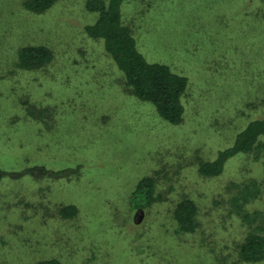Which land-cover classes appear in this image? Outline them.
Listing matches in <instances>:
<instances>
[{
	"label": "rangeland",
	"instance_id": "rangeland-1",
	"mask_svg": "<svg viewBox=\"0 0 264 264\" xmlns=\"http://www.w3.org/2000/svg\"><path fill=\"white\" fill-rule=\"evenodd\" d=\"M85 1L58 0L35 15L24 0H0V169L82 165L70 180L1 181L0 264H248L238 251L264 224V140L219 177L197 168L264 116V4L124 0L148 60L189 81L183 121L173 126L124 91L102 44L83 34L94 21ZM29 44L53 50L45 69L16 68L17 50ZM143 177L154 180L157 200L135 212L129 195ZM253 181L259 195L245 205V221L226 188ZM185 198L197 208L192 234L173 219ZM70 205L76 214L62 218Z\"/></svg>",
	"mask_w": 264,
	"mask_h": 264
},
{
	"label": "trees",
	"instance_id": "trees-1",
	"mask_svg": "<svg viewBox=\"0 0 264 264\" xmlns=\"http://www.w3.org/2000/svg\"><path fill=\"white\" fill-rule=\"evenodd\" d=\"M58 0H24L23 8L35 15L51 10ZM264 4V0H256ZM124 0H86L84 9L94 16V21L83 28V34L91 41L102 44L105 56L111 61L124 91L138 102L153 107L158 117L170 125H179L184 118V96L189 81L182 72L175 71L163 60H148L141 51L133 26L124 19ZM54 59L53 50L44 44L21 46L16 53L17 69L27 72L41 71ZM163 59V58H162ZM264 140V116L249 121L235 136L231 145L217 152L212 161L201 162L198 173L205 178L219 177L229 160L239 155H248L260 148ZM82 165L76 164L56 171L44 165H34L18 172H5L0 169L1 181L30 178L33 180H70L81 174ZM228 202L241 219L248 221L244 212L245 205L257 199L258 185L254 181L240 185L231 183L226 188ZM157 197L155 184L151 177L141 178L129 195V207L132 211L141 212L150 209ZM64 219L76 214L74 206H66L59 211ZM197 208L188 199L179 201L173 210V219L177 231L181 234H192L197 228ZM238 255L241 261L248 264H264V224L250 231L239 245ZM33 264H60L57 259L48 258Z\"/></svg>",
	"mask_w": 264,
	"mask_h": 264
}]
</instances>
